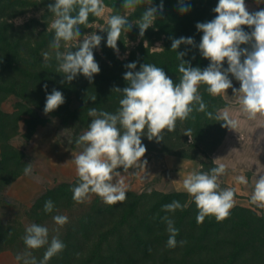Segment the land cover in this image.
<instances>
[{
	"label": "rangeland",
	"instance_id": "374dc122",
	"mask_svg": "<svg viewBox=\"0 0 264 264\" xmlns=\"http://www.w3.org/2000/svg\"><path fill=\"white\" fill-rule=\"evenodd\" d=\"M110 1L103 0L105 13L101 17L90 14L88 26H80L82 37L92 32L102 37L100 45L93 49L94 59L100 67V72L94 74L91 81L84 75L81 76L73 88L74 92H62L65 103L58 109L44 113L46 96L52 92L51 89L35 86L24 79L25 77L15 68L0 70V81L8 87L0 90V110L7 113L6 131L11 133L18 122L15 134L11 133L9 139L0 137V160L2 144L10 145L15 151L28 155L22 160L17 158L18 161L0 163V222L10 229L9 235H4V240L0 243V264H24L23 259L17 260L16 257L24 256L26 253H30L37 264L43 259L47 245L39 249H28L23 242L26 227L33 223L37 224L30 216L29 209L47 188L63 182H71L78 177L72 159L73 154H78L83 148L82 145L76 144L78 137L88 130L91 120L94 119L88 115V112L91 108L110 113L118 110L122 93L113 89L122 90L128 86V82L123 78L130 70L126 67L127 64L136 63V69L131 71H139L143 64H154L161 67L174 84L180 82L181 76L178 71L180 60L177 53H185L183 60L191 67H199L203 70L210 64V61L200 53L198 45L203 32L197 30L196 24L209 22L216 17L217 14L213 9L218 1L212 3L198 0L188 6L185 0H166L163 2V10L157 11L154 24L143 36L140 35L139 27L135 22L141 18L147 6L139 5L134 10H126L122 7L123 3ZM54 2L55 0H0V26L5 27L4 33L10 41L6 50L0 48V63L3 61L16 63L19 59L38 67L43 65L48 69H58L55 50L50 47L54 39V30L50 28L54 15L49 11L48 5ZM182 6L189 10L182 13L180 10ZM245 7L249 13H255L264 9V0H245ZM75 14L74 12L73 15ZM113 14L126 15L130 22L134 23L131 30L122 32L117 41L118 51L110 48L120 59L118 64H113L103 51V46L107 45V18ZM241 27L248 33L253 30L247 25ZM180 37H191L194 44H181L176 51L171 50L172 40ZM76 46V41L67 45L62 41L59 50L75 52L78 50ZM240 47L251 50L248 44ZM45 52L49 53L47 59L43 55ZM243 59L242 56L241 61ZM20 67L24 68L22 65ZM227 67L225 60L223 69ZM111 74L115 75L113 82L108 81V76ZM228 78L232 81L233 88L238 90L240 82L231 73L228 74ZM12 84L16 85L19 95L9 90ZM206 88L204 84L199 86V94L207 105L205 112L196 111L198 105H194V111L187 120H177L176 128L172 132L164 131L163 141L156 142L155 139L150 141L146 134L142 135V144L146 146L147 151L141 162L138 161L127 171H124L123 167L116 169L120 175L114 176L113 183L123 180L126 192L145 194L135 215L125 223L124 234L158 203L165 193L186 194L178 200L173 199L182 205L193 202L190 213L180 209L168 212L174 217L183 219V228H185L183 238H186L187 244L168 248L166 240L159 237L161 228L159 230L156 228L152 234H155L157 247L148 254L140 251L138 257L141 261L138 264H185V261L190 259L187 245L192 244L195 238L201 235L204 223H197L198 209L182 187L183 179L187 174L193 171L209 172L211 168L224 161L240 165L250 174L256 168L254 161H264V117L247 119L239 110L240 105L232 88L218 96H212ZM93 96H96L95 101L92 100ZM26 100L37 106L30 107L26 104ZM31 108L34 112L28 111ZM224 110L228 111L230 117L239 121L235 130L224 127L223 119L215 118L217 115L222 117ZM208 112L213 114L211 118L207 115ZM187 129H191L190 137L184 135ZM215 159L218 160L213 163ZM145 160L147 163L144 165L142 162ZM22 161H25L24 165ZM3 164H7V169ZM27 164H31L32 167L29 175H25L23 171ZM15 172L22 174L13 176L12 173ZM5 175L10 177L8 182H5ZM218 183L222 189L233 188L221 176L218 178ZM97 197L96 194L89 193L84 202L75 203L72 210L65 205L64 214L63 208H59L57 212L52 211L49 218L41 223L49 229V242L57 235L62 240L64 233L57 231L60 226L54 222L53 216L68 217L69 215V219L92 209L94 205L110 206L105 204L102 198L97 202L95 200ZM234 199L233 208L248 207L250 211H240L241 214L236 216L237 221L230 218L217 234L215 232L207 234V240L213 245L215 239H223L216 246L220 248L217 250H220L221 254L228 251L229 245L240 247L241 242L243 249L238 264H264V208L253 205L250 196L236 191ZM132 201L133 198L117 202L112 205L111 210H106L104 229L121 220L123 213L132 205ZM174 226L177 228L176 225ZM99 238V234H96L92 239L83 240L82 244L78 242L67 250L63 249L47 264H124L120 260L110 259L106 254L108 250L116 248L117 236L111 238L109 243L105 241L99 253L95 254ZM209 245H204L207 247L203 250H201L203 245H197L196 249L209 255L212 250L210 248L212 245ZM100 253H103V256Z\"/></svg>",
	"mask_w": 264,
	"mask_h": 264
},
{
	"label": "clouds",
	"instance_id": "9594fccd",
	"mask_svg": "<svg viewBox=\"0 0 264 264\" xmlns=\"http://www.w3.org/2000/svg\"><path fill=\"white\" fill-rule=\"evenodd\" d=\"M139 5H146L141 18L135 22L139 27L140 35L154 24L157 11L163 10V3L156 7L151 6V0H123L122 7L134 10ZM49 11L54 15L50 28L54 30V39L50 45L55 50L58 61V72H62L68 82L78 74H83L89 81L94 74L100 72V67L94 59L93 49L101 43L102 37L95 32L82 37L81 25L88 26L90 14L101 17L105 13L103 0H55L48 5ZM181 12H187V7H181ZM216 17L205 23H197L198 31L203 32L198 45L202 56L210 61L205 69L191 67L184 60L185 53H177L180 60L178 71L181 74L180 82L174 84L161 67L154 64H143L139 71L135 62L126 65L129 71L124 74L128 86L114 88L113 91L122 93L119 108L115 113L98 111L91 108L88 115L94 117L88 130L80 135L76 141L82 145V151L73 154L78 183L70 190L73 200L82 203L89 193H94L107 205H115L126 200V191L123 180L113 183L114 176H119L116 171L123 167L124 171L132 168L144 157L147 149L142 144V135H147L148 140L163 141L165 130L172 132L176 128L177 120L184 121L194 111L205 112L207 105L199 94V86H207L206 91L212 96L225 93L232 88L240 105V112L249 120L264 117V9L249 13L245 7V0H218L213 9ZM76 13L73 15V13ZM126 15L113 14L107 18V46L117 50V41L122 32H128L133 27ZM247 25L253 30L245 32L241 26ZM82 37V39H81ZM67 45L76 41L77 51L61 52V42ZM181 44L193 45L191 37L173 39L171 50L176 51ZM250 45L241 48V45ZM45 59L49 53H43ZM244 57L241 61V57ZM227 60L228 67L223 69V62ZM231 73L240 82V88H233L232 81L228 78ZM45 89L47 85L44 86ZM96 100V96L92 97ZM65 103L61 91L53 89L46 96L44 113H50ZM211 118L213 114L208 112ZM217 120L223 119L224 127L236 129L239 121L229 116L224 110L222 117L217 115ZM190 137L191 129L185 134ZM215 159L213 163H216ZM144 165L147 161L142 162ZM25 175L32 171L31 164L23 169ZM226 172V165L219 163L209 172L193 171L187 174L182 182V187L193 199L198 209L197 223H203L205 217L214 216L223 221L230 215V210L235 203V189L221 188L218 178ZM234 180L238 184L249 183L245 175H237ZM254 186L250 202L259 208H264V175L259 179L253 178ZM55 205L51 199L45 201L44 212L51 213ZM185 205L173 201L163 206L165 212L183 210ZM169 237L166 243L168 248L177 246L176 236L179 229L174 226V221L164 216ZM54 222L63 226L68 223L65 215L53 216ZM23 242L28 249H39L47 245L43 259L39 264L47 262L63 251L64 242L59 236H53L49 242V229L38 224H31L25 229ZM186 243L179 241L180 245ZM17 260L24 264H37L30 253L24 256L17 255Z\"/></svg>",
	"mask_w": 264,
	"mask_h": 264
},
{
	"label": "trees",
	"instance_id": "16d2710c",
	"mask_svg": "<svg viewBox=\"0 0 264 264\" xmlns=\"http://www.w3.org/2000/svg\"><path fill=\"white\" fill-rule=\"evenodd\" d=\"M164 1L166 0H151V6H159L161 2L163 3ZM197 1L198 0H185L188 6L195 4ZM207 1L213 3L218 0H207ZM110 2L123 3V0H111ZM4 32H5V27L0 26L1 50H6L10 42L6 38L7 36L5 35ZM103 51L106 57L113 64L120 63V59L114 54V52L110 49V47H108L107 45L103 46ZM21 65L24 66L23 69H21L20 67ZM5 68L17 69L21 73V75L25 77L24 79H26L27 81L29 80V82H32V84H35V86L42 87L47 85V88L51 90L56 89L63 93L74 92L73 88L75 87L76 83L80 80V77L83 76V74H80L79 76H76L71 82H68L63 76V73L58 72L57 69H48L46 67H43V65L42 67H38L35 65L28 64L25 61H20L19 59L17 60L16 63L11 61L1 62L0 70ZM114 80H115L114 74L108 76V81L113 82ZM7 88L8 87H6V85L0 81V90H5ZM9 90L16 93L17 95L20 94L15 84H12ZM25 102L30 107L37 106L36 104L31 103V101L26 100ZM28 111L34 112V109L31 108L28 109ZM6 116L7 113L0 110V119H1L0 137L9 139L11 133L12 134L16 133L18 128V122L12 128L13 130L10 133L6 131L7 130ZM27 123L29 124V122ZM27 156L28 155L24 152L20 153L15 151L13 147L10 145L2 144L0 163H6L11 160L18 161V159L22 160V158ZM22 163L24 165L25 161H22ZM3 167L7 169V164H3ZM20 173L21 172H17V173L15 172L12 174H14L13 176H18ZM6 176L7 175H5V182H8L9 180L8 178L10 177L8 176L6 177ZM77 183H78V177L71 182H63L54 187L47 188V190L39 198L35 200L34 204L29 209L30 216L35 219L37 224L41 225V223L45 222L46 219H48L49 216L51 215V213H45L43 210L45 201L49 199H51L55 205L53 209V211L55 212H57L59 208H63V214H64V210L66 206H69L70 207L69 210H72L73 209L72 206L74 207L75 206L74 204L77 202L73 200L72 198L73 193L71 192L70 189L74 187ZM144 195H145L144 193L137 194L134 193L133 191H127L126 200L133 198L132 205L123 213L121 220L116 221L110 227H106L107 229H104L106 226L104 225L105 222L104 218L106 216L104 215V212L106 210L108 211L111 210L112 205L107 207H98V205L97 206L94 205L92 209L81 212L78 215L74 216L73 218H69L68 223H66L63 226H60V228H58L57 230V231L60 230V232L62 231L64 232L62 239V241L65 244L64 249L67 250L69 247L77 244L78 242L82 244L83 240L86 241L92 239L96 234H99L100 238L95 247V254H96L101 249L102 244L105 241L109 243L111 238L117 236L116 248L108 250L106 253L107 256L110 259L120 260V262L124 264L129 262H131L132 264H138L141 261L140 258L138 257V253L140 251L148 254L149 252H151V250L157 247L155 234H152L156 231V228L158 230L159 228H161L160 229L161 232L158 233L159 237H161V239L166 240L167 242L169 233L167 231V225L162 219L164 216H168L170 219H172L174 221V225H176L177 229H179V234L176 236V240L178 242L177 245L181 246L179 244V241L181 240L186 242V238L185 239L183 238V234L185 233L184 232L185 228H183V223H182L183 219L176 216L174 217V215H172L171 213L165 212L163 210V206L171 203L173 199L178 200L180 197L186 195L182 192L165 193L158 203H156L150 210H148L143 217L138 219L137 223H135L134 226L129 228L126 234L123 233L125 223L133 215H135L137 207L139 206ZM95 200L97 202H100L101 198L98 196ZM192 207H193V202L189 203L188 205H185L183 211L186 213H190ZM243 210L250 211V208L236 206L230 210V215L226 219L219 222L215 219L214 216L205 217L203 221L204 223L203 232H201V235L198 236L197 238L194 237L195 240L193 241L192 244L187 245V249L190 251L188 253L190 259L186 260L185 264H238V259L240 258L241 251L243 249V243L240 242V247H236L235 245L232 246L229 245L228 251L225 254H221L220 250H217V248L219 247L216 248V246L223 239H218V238L215 239L214 244L212 245V243H210L207 240V234H213V232L217 234V232L224 227V225L228 222L230 218L231 219L233 218V220L237 221L236 216H238V214H241L240 211ZM9 233H10V229L4 227L0 222V243L2 240H4V235L5 236L9 235ZM209 244L212 245V247H210L212 249V250L210 249L211 253L209 255L203 254L201 250L207 247L204 245H209ZM197 245L198 246L203 245L200 251L196 249ZM183 246H185V243L183 244ZM100 255L103 256V253L102 254L100 253Z\"/></svg>",
	"mask_w": 264,
	"mask_h": 264
},
{
	"label": "crops",
	"instance_id": "0c3cea01",
	"mask_svg": "<svg viewBox=\"0 0 264 264\" xmlns=\"http://www.w3.org/2000/svg\"><path fill=\"white\" fill-rule=\"evenodd\" d=\"M243 138H245L244 135ZM222 163L226 165V172L223 175H221V178L224 179L226 182H228L235 189L236 192L243 195L251 196L254 186L253 178L256 177V179H259L260 175H264V161L263 160L254 161L253 164L255 165L256 168L255 171L250 174L247 172V170L244 167L240 165H236L231 161L229 162L224 161ZM241 174L245 175L246 178L248 179L249 183L247 185L238 184L235 182L234 177Z\"/></svg>",
	"mask_w": 264,
	"mask_h": 264
}]
</instances>
